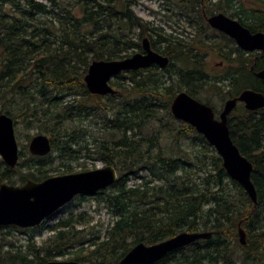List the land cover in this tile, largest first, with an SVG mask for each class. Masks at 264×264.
Here are the masks:
<instances>
[{"label":"trees","instance_id":"1","mask_svg":"<svg viewBox=\"0 0 264 264\" xmlns=\"http://www.w3.org/2000/svg\"><path fill=\"white\" fill-rule=\"evenodd\" d=\"M48 1L50 4L43 0H0V113L12 115L15 123L21 117L30 116V121L32 117L44 118L52 149L62 140L63 154L77 157L74 153L80 150L74 145L87 133L82 121L101 107L107 111L121 105L109 118L113 120L106 122L113 138L96 137L97 145H93L97 158L114 164L119 173L113 184L97 191L117 218L106 227L104 236L98 233L88 238L82 235L86 229L76 226L84 214L61 218L45 242L29 241L27 250L12 245L5 248L0 242V264H43L76 245L80 246L70 259L118 264L136 243H155L183 230H212L213 234L177 248L153 264H264V107L237 108L228 120L234 142L254 165V201L228 174L216 148L191 123L182 120L185 127L179 131L196 132L201 143L197 153L176 150L173 145L179 144V138L177 144L169 145V152L160 147L156 150L155 140L143 135L152 121L163 119L157 109H171L177 92L186 89L196 95L187 82H168L161 70L151 67L135 78L131 72L117 76L131 77L134 97L128 88L126 93L94 94L96 104L84 99L92 95L84 75L93 59L123 58L133 53L125 46L126 29L139 26L141 35L152 30L157 42H166L164 50L173 58L180 54L176 50L178 39L150 26L135 12L134 0ZM180 1L202 6L201 0ZM171 69L172 77L175 70ZM186 72L197 81H206L203 70ZM123 82L117 79L112 84L123 90ZM9 90L21 93L25 107L13 110L1 105ZM77 92L83 99L68 98ZM37 96L41 102H36ZM45 102L41 115L42 106L38 105ZM86 148L90 153L89 146ZM20 155L24 156V151ZM41 158L29 153L20 162L19 166L27 169L23 175H28V180L52 175L45 167V157ZM14 167L0 155V183H16L10 174ZM143 171L146 174H141ZM131 175L140 180L129 184ZM239 222L246 231V243L239 239ZM5 228L25 229L0 225L1 236Z\"/></svg>","mask_w":264,"mask_h":264},{"label":"rangeland","instance_id":"2","mask_svg":"<svg viewBox=\"0 0 264 264\" xmlns=\"http://www.w3.org/2000/svg\"><path fill=\"white\" fill-rule=\"evenodd\" d=\"M43 1L50 4L48 0ZM245 2L252 8H264V0H246ZM183 5L184 4H182L180 0H134L133 8L139 16L149 22L150 26H154L162 33L164 32L168 35L171 34L176 37H181L182 40H184V42L192 48V52L196 53V51H199L204 54L202 57L203 59H200L199 62H196L192 56L189 58L187 56L188 54L185 55V53L177 55V58H172L173 68L175 69V72L173 71L172 74L173 76L171 77L169 72L165 70L163 72L165 74L164 78L168 79V82L170 80H174L179 84H184L187 77L183 74H185L186 70H188L187 68L191 66H199L207 74V78L202 84V87L199 88L198 96L203 101L211 103L217 110L220 111L223 108L225 100L230 97L231 94H236L244 88V86L241 85H228V81L226 79L227 76H231V74H229L230 70L227 69L230 66H235L236 61L224 57L219 50L220 47L224 46L227 42L225 37L219 36V32L209 28L208 26L200 28L198 25L199 29H197V26H194V23L190 21V19H195L197 18V15H200L199 12L201 11V7L187 14L183 11ZM125 31L126 40L128 41L125 46H127V50L129 52H134L136 50L135 46L137 44L135 42H138L139 44L141 43L143 37L150 35V32L141 35L142 29L139 26L133 27L132 31H129L128 29ZM152 33L154 34V32ZM154 37L156 38V34H154ZM235 58L236 56H234L233 59ZM179 72H181V74ZM117 79H120L121 82L124 81L122 83L123 90L119 88L121 92H128V88L132 90L131 85L133 84L130 77L123 78V76H116L113 78L112 83ZM115 88L117 87L115 86ZM53 93H57V91L54 90ZM74 97L76 100H81L83 99V94L77 92L68 96V98L72 99ZM23 98L24 97L21 93H13L12 90H9L6 91L5 96L2 97L1 105H4L6 108L18 110L19 107H25V101ZM36 99V102L42 101V98L39 96H37ZM84 99H86L87 103L90 105L96 104V96H94V94L87 95ZM38 106H42V109L39 110V113L42 115V110L43 108H46L47 103L45 102L44 105ZM119 107L121 108L122 106L120 105ZM119 107L115 106L107 111L101 107L96 113L93 112V115H90L85 119L83 118L84 120L82 121V124H84L85 128H87V133L77 145H74L75 149L78 148V150H80L79 153H74L77 157H74L72 154H63V150L60 147L62 140H58L60 144L54 146L48 154L40 155L42 156L41 159L45 157V167L49 169V173L54 175L63 172L92 169L105 165L106 162L97 158L98 155L94 153L95 150L92 147L93 145H97L96 137L99 139L113 138L111 130H109L106 122L110 123L111 120H113H109V118H113V114L117 112ZM241 107L243 108V105L239 106L238 109ZM157 114H159V116L163 119L152 121L142 132L143 135L148 137V139L155 140L157 144L156 150L160 147L164 151L169 152L168 149L171 147L169 145L177 144L176 140L179 138V144L173 145L176 150L180 149L182 153L186 154H193V152L197 153L201 147V143L197 138L196 132H180L179 130L185 127V123L175 117L171 109L167 110L159 108L157 109ZM29 117L30 116L21 117L16 120L15 128L20 152L24 151L25 155H20L18 164L10 172L12 178L16 181L14 184H23L28 181V175H23L27 169L23 166H19V164L24 160V158L28 157L29 153H32L29 150V142L32 136L40 132H44L46 134L49 133L45 132L44 118L38 119L32 117L33 120L30 121V119H28ZM66 125L71 126V122L66 123ZM88 144L91 146L90 153L86 148ZM92 155L94 157H89ZM141 174L146 173L143 171ZM139 180L140 178H136L135 175H131L129 184H133ZM5 181L8 182L7 180ZM106 204L105 200H103L102 196H100L97 192L85 196L77 195L71 201L45 218L44 221L38 225L21 227L25 229L5 228L3 230L4 236L0 235V242L5 243V248H9L12 245L13 248L21 247L23 250H27L26 245L29 241L36 242L37 244L45 242L53 232L51 229L52 226L59 222L61 218H66L71 215L79 216L80 214H84V216L81 218L80 222L76 223V226L78 228L86 229V232L82 233L83 236H87V238L96 237L98 233H100L101 236H104L106 227L112 224L117 218L113 209L109 208ZM79 246L80 245H76L66 249V253L62 256H58L56 259H70ZM247 264L256 263L249 261Z\"/></svg>","mask_w":264,"mask_h":264},{"label":"water","instance_id":"3","mask_svg":"<svg viewBox=\"0 0 264 264\" xmlns=\"http://www.w3.org/2000/svg\"><path fill=\"white\" fill-rule=\"evenodd\" d=\"M220 13L209 21L236 37L243 47L264 48V33L252 34L248 29L237 26L236 22ZM234 25V26H233ZM237 30V32H236ZM146 53L137 52L123 58L93 59L89 65L85 81L93 93L114 92L111 84L114 76L121 71L149 65L153 62L166 65L169 57L149 46L144 38ZM264 76V71L259 72ZM237 99L246 102V106L255 109L264 106V93L251 88L231 98L225 104L220 117L215 116L213 107L191 96L186 91L179 92L171 103L173 114L194 125L202 132L223 158L228 174L237 180L252 200H257V190L252 180L254 165L234 142L228 125V114ZM29 150L36 155H46L52 150V141L48 134L37 133L29 142ZM0 155L7 164L14 167L19 161L20 146L15 130L14 117L6 112L0 113ZM119 176L112 163L92 169L60 173L41 180L29 179L23 184L2 181L0 183V225L14 224L30 227L40 224L45 218L80 194L91 195L113 184ZM212 230H183L155 243L144 241L136 243L118 262V264H153L169 252L190 244L199 238H208ZM239 239L246 243V231L239 222ZM43 264H91L75 259H51Z\"/></svg>","mask_w":264,"mask_h":264},{"label":"flooded vegetation","instance_id":"4","mask_svg":"<svg viewBox=\"0 0 264 264\" xmlns=\"http://www.w3.org/2000/svg\"><path fill=\"white\" fill-rule=\"evenodd\" d=\"M201 1H202V6H201V11L199 12V14L201 13L202 16L197 15L196 16L197 18L190 19V21H192L194 23V26H197V29H199L198 25L200 26V28H204V27L208 26L209 28L219 32V34H218L219 36H223L226 38L227 42L224 44V46L220 47L219 50L221 51V54L224 57L230 58V60L236 61L235 66L234 65L230 66L227 69V70H230L229 74H231V76L226 77V79L228 81V85H232V86L241 85V86H244V88L241 89L236 94H231L230 97H228L225 100L223 108L220 111L217 110L211 103L203 101L198 96L199 88L202 87V84L204 83V81H202V80L197 81V78L194 75L191 76L187 72H185V74H183V75H186V77H187V80L185 82H187V85L190 86V88H194L193 92L196 95L191 94L186 89L181 90V91H186L191 96H193L194 98L211 105L213 107L214 112H215V116L219 118L221 112L223 111V109L225 107V104L227 103V101L231 98H235V97L239 96L244 89L251 88V89H254L256 91L264 93V76L259 74V72L264 71V48L263 47L262 48H260V47H256V48L243 47L242 45L239 44V42L237 41L235 36H233L231 33L227 32L223 29H220L219 27L214 26L209 21V18L213 15L222 13V14L226 15L227 17L231 18L233 21H235L237 26L240 25V26L248 29L252 34L264 33V8H260V9L259 8H252L246 4V2H245L246 0H201ZM196 4L197 3L185 2L183 5V9H184L183 11H185L187 14L190 13L191 11H195L197 8H199V6ZM232 20H231V22H232ZM149 32H150L149 33L150 35L145 36V37H147L149 40L150 48H152L154 51H157L163 55H167L169 57V63L163 66L160 63L153 62L149 65L141 66L138 68H132L129 70H124V71H121L120 73L131 72L133 77L135 78L138 75V73H140V74L146 73L148 70L151 69V67H153V69L157 68V70H161L162 74H164L163 72L165 70H167L170 73V71L168 69H171V63H172L173 57H171L169 54H167L164 50V48H165L164 45L166 44V42H159V41L157 42L155 40V37L152 36L153 31L149 30ZM236 32H237V30H236ZM170 36L172 38L178 39V41H180L179 47L176 48V50L179 51L180 54H184V53H185V55L188 54L189 56H192L196 62H199L200 59H203L202 57L204 56V54H202L199 51H196V53L192 52V48L186 42H184V40H182L181 37H176V36H173L171 34H170ZM145 37H143V39L139 45L135 46L136 50L132 54L137 53V52H142V53L147 52V49L144 46V38ZM162 43H164V44H162ZM234 56H236L235 59H233ZM197 64H200V63H197ZM88 69H89V67H88ZM187 69H189V70H192V69L202 70L199 66H197V67L191 66ZM171 70H175V69L172 68ZM87 73H88V70L84 75V80H85V76ZM120 73L116 74L114 77L118 76ZM179 73L181 74V72H179ZM112 80H111V84H112ZM131 82L133 83L132 79H131ZM86 86H87V83H86ZM131 86H132L131 94L134 97V96H136V89L133 87L134 85H131ZM196 86H197V88H195ZM87 88H88V86H87ZM114 88H115V86H114ZM88 90H89V88H88ZM117 91L120 92L121 90L115 88V91L110 92V93H116ZM181 91H179V92H181ZM179 92H177V94ZM91 94H98V93L91 92ZM106 94H109V93H106ZM106 94H101V95H106ZM175 96H174V98H175ZM241 105H243V107L248 108L246 106L245 101L237 99L235 106L233 107V109L228 114V120H229L230 116H232L233 112ZM263 107L264 106H260L258 108L251 109V110H258V109L263 108ZM248 109H250V108H248ZM15 126H16V123H15ZM15 130H16V128H15ZM40 133H42V132H40ZM87 146H89V144ZM89 148L91 149V146H89ZM89 157H94V156L92 155ZM84 170H87V169H84ZM78 171H80V170H78ZM63 173H67V172H63Z\"/></svg>","mask_w":264,"mask_h":264}]
</instances>
